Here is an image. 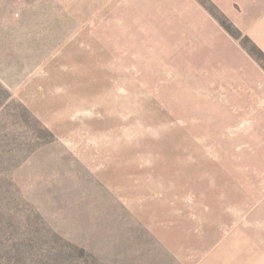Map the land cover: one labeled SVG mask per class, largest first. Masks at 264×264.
I'll return each instance as SVG.
<instances>
[{
    "label": "rangeland",
    "instance_id": "obj_1",
    "mask_svg": "<svg viewBox=\"0 0 264 264\" xmlns=\"http://www.w3.org/2000/svg\"><path fill=\"white\" fill-rule=\"evenodd\" d=\"M151 1L0 0V264H264V0Z\"/></svg>",
    "mask_w": 264,
    "mask_h": 264
},
{
    "label": "crops",
    "instance_id": "obj_2",
    "mask_svg": "<svg viewBox=\"0 0 264 264\" xmlns=\"http://www.w3.org/2000/svg\"><path fill=\"white\" fill-rule=\"evenodd\" d=\"M212 1L221 10L223 9L219 0ZM151 4L154 6V22L161 21L163 23L160 28L163 27V29L169 30V28L178 27L176 28L179 30L178 32L168 31L169 33H164V36H162L167 39L178 38L177 41L172 42H179L186 45L193 44L200 39L202 35L196 22H194L195 17L199 13H205L210 19L214 20L197 0H153ZM223 12L227 14L246 36L264 51V10H254L244 19H233L228 12ZM176 18L179 20H175ZM176 23L177 25H175Z\"/></svg>",
    "mask_w": 264,
    "mask_h": 264
},
{
    "label": "trees",
    "instance_id": "obj_3",
    "mask_svg": "<svg viewBox=\"0 0 264 264\" xmlns=\"http://www.w3.org/2000/svg\"><path fill=\"white\" fill-rule=\"evenodd\" d=\"M207 11H209L210 13H211V15L220 23V25L231 35V36H233L234 38H237V39H242L243 38V35L238 31V34H236V33H233V26L232 25H229L228 24V20L227 19H225V17H222L221 19L218 17V16H216V15H214L211 11H210V9H208L207 7H206V4L204 3V1L203 0H197ZM208 3H211L209 0H206ZM244 40H245V42H248V41H250L251 42V40L249 39V38H244ZM249 42V43H250ZM255 45V44H254ZM253 45V51H256L258 54H260L262 57H263V52L255 45L254 46ZM245 48H246V46H245ZM263 53V54H262Z\"/></svg>",
    "mask_w": 264,
    "mask_h": 264
}]
</instances>
